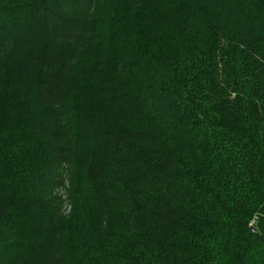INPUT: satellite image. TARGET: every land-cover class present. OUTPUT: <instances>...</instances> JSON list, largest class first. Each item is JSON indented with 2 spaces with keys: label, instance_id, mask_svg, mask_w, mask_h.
Listing matches in <instances>:
<instances>
[{
  "label": "trees",
  "instance_id": "16d2710c",
  "mask_svg": "<svg viewBox=\"0 0 264 264\" xmlns=\"http://www.w3.org/2000/svg\"><path fill=\"white\" fill-rule=\"evenodd\" d=\"M0 264H264V0H0Z\"/></svg>",
  "mask_w": 264,
  "mask_h": 264
},
{
  "label": "rangeland",
  "instance_id": "374dc122",
  "mask_svg": "<svg viewBox=\"0 0 264 264\" xmlns=\"http://www.w3.org/2000/svg\"><path fill=\"white\" fill-rule=\"evenodd\" d=\"M218 10H219V9H218ZM219 11L221 12V10H219ZM219 11H218V12H219ZM221 15H222V16H225L224 14H221Z\"/></svg>",
  "mask_w": 264,
  "mask_h": 264
}]
</instances>
